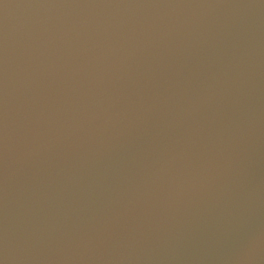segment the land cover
Returning a JSON list of instances; mask_svg holds the SVG:
<instances>
[{"label":"water","instance_id":"1","mask_svg":"<svg viewBox=\"0 0 264 264\" xmlns=\"http://www.w3.org/2000/svg\"><path fill=\"white\" fill-rule=\"evenodd\" d=\"M0 264H264V0H0Z\"/></svg>","mask_w":264,"mask_h":264}]
</instances>
